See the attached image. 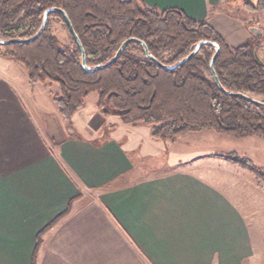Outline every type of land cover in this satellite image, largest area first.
<instances>
[{
	"label": "crops",
	"instance_id": "crops-1",
	"mask_svg": "<svg viewBox=\"0 0 264 264\" xmlns=\"http://www.w3.org/2000/svg\"><path fill=\"white\" fill-rule=\"evenodd\" d=\"M228 1L142 0L213 27L232 25ZM235 28L228 43L250 37ZM35 84L0 55V264H255L263 251L251 217L255 174L172 167L169 151L164 166L143 172L137 159L163 149L140 123L121 122L117 137L98 142L49 135Z\"/></svg>",
	"mask_w": 264,
	"mask_h": 264
},
{
	"label": "trees",
	"instance_id": "trees-1",
	"mask_svg": "<svg viewBox=\"0 0 264 264\" xmlns=\"http://www.w3.org/2000/svg\"><path fill=\"white\" fill-rule=\"evenodd\" d=\"M243 6L260 11L264 0L255 5L243 1ZM55 7L68 17L89 69L110 61L125 39L140 41H130L108 66L84 69L80 49L64 16L51 11L34 40L0 43V55L20 63L29 82L57 84L58 92L52 94V100L64 118H70L83 106L85 97L97 91L96 106L102 114L115 115L124 124L149 125L154 139L174 140L203 130L264 139V60L254 55L262 34L232 45L207 21H196L174 7L157 10L142 0H0V39L33 37L44 11ZM51 18L62 23L69 45L52 34ZM200 40L213 44H203L196 54L172 69L157 65L144 52L145 45L151 56L173 65ZM216 48L213 70L220 85L209 67ZM225 157L264 180V170L250 159ZM69 210L70 204L58 219Z\"/></svg>",
	"mask_w": 264,
	"mask_h": 264
},
{
	"label": "rangeland",
	"instance_id": "rangeland-1",
	"mask_svg": "<svg viewBox=\"0 0 264 264\" xmlns=\"http://www.w3.org/2000/svg\"><path fill=\"white\" fill-rule=\"evenodd\" d=\"M243 1L254 5L258 2V0ZM243 1L229 0L224 5L223 14L228 16V19L233 20L232 25H223L221 21L218 22V25H215L214 29L225 37L234 33L236 31L235 26L241 23L245 34L246 32L249 33L250 37L254 34H262L256 53L264 60V9L260 11L246 9L243 6ZM50 25L52 34L62 44L69 45L71 41L62 23L51 18ZM163 55L167 57L168 53ZM34 87L35 92H38L41 96L42 110L48 113L45 116L43 115V118L39 117V115L38 117L49 135H56L55 132H62L65 135L70 134L76 137L91 138L92 141L98 142L105 139L106 136L117 137V132L120 129L122 130L120 127L123 124H121L117 116L110 114V116L107 115L108 117H106L97 108V91L90 92L85 97L83 106L67 119L59 113L51 98L53 93L58 92L56 83L51 82L50 85L37 83ZM257 97L263 99L262 96L257 95ZM116 121H119L120 126L115 123ZM138 125H144L142 126L144 128L150 127L143 123ZM161 143L162 153L137 159L143 166V172H147L149 168L164 166L167 161V152L169 151L171 155L173 153L172 167L182 168L186 167L189 162H202L203 165H206V169L211 170V172L214 168H223L225 173H229V171L233 173V169L240 172L243 169L242 171L245 173L249 172L248 175L253 176L255 174L257 182H262V184L259 183L262 187L258 184L257 192H253L254 194L251 196L256 208V212L251 217L255 218L260 226V230L257 233L263 247L262 254L257 256V260L254 263L264 264V180L254 171L237 165L225 157V155H233L238 158H248L257 168L264 170V139L256 136L234 137L213 130H203L202 132L187 133L179 136L175 142L165 139ZM219 154H223V156Z\"/></svg>",
	"mask_w": 264,
	"mask_h": 264
},
{
	"label": "water",
	"instance_id": "water-1",
	"mask_svg": "<svg viewBox=\"0 0 264 264\" xmlns=\"http://www.w3.org/2000/svg\"><path fill=\"white\" fill-rule=\"evenodd\" d=\"M51 11H57V12L61 13V14L64 16V19H65V22H66V24H67V26H68V28H69V31H70V33L72 34V36H73V38H74L76 44L78 45V47H79V49H80L81 57H82V67H83L84 69H89V68L86 66V63H85V54H84V50H83L82 45H81V43H80V41H79V39H78V36H77L76 33L74 32V30H73V28H72V25H71V23H70L68 17L66 16L65 12H64L62 9H60V8H56V7H55V8H48V9H46V10L44 11V13H43V18H42V24H41L39 30L37 31V33H36L33 37H30V38H27V39H8V40H1V39H0V43L3 42V43L8 44V43H11V42H28V41H32V40H34V39H35L36 37H38V35L43 31V29H44V27H45V24H46V22H47L48 13L51 12ZM132 40L139 41V40L136 39V38H127V39H125V40L120 44V46L118 47V49H117L115 55L112 57V59H111L110 61H108L107 63H105V64H103V65H97V66H95V67H93L92 69H89V70L100 69V68H102V67H106V66H108L109 64H111V63H112V62H113V61H114V60L120 55V53L123 51V49L125 48V46H126L130 41H132ZM139 42H140V41H139ZM203 44H213V42H212V41H208V40H200V41L195 45V47L192 49V51H191L186 57H184V58L181 59L180 61H177V62L174 63L173 65H165V64L161 63L160 61H158L155 57L151 56V55L148 53V49H147V47H146L145 45H144V52H145L146 56H147L149 59L153 60L157 65H159V66H161V67H163V68L172 69V68H175V67H177L178 65H180V64H182V63H184V62H186L190 57H192L194 54H196V53L198 52L199 48H200ZM217 53H218V48H216V51H215L213 57L211 58V60H210V62H209V67H210V71H211V73H212V75H213V77H214V80L216 81V83H217L218 85H220L219 82H218L217 76H216V74H215V72H214V70H213V61H214V58H215V56L217 55ZM254 55H255V58L260 59L259 56H258L257 53H256V50L254 51ZM236 95H241V96L246 97V95H244V94H242V93H236Z\"/></svg>",
	"mask_w": 264,
	"mask_h": 264
}]
</instances>
